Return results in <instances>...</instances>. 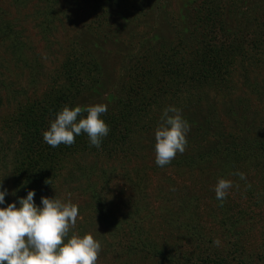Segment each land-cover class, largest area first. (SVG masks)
Segmentation results:
<instances>
[{
	"label": "trees",
	"instance_id": "obj_1",
	"mask_svg": "<svg viewBox=\"0 0 264 264\" xmlns=\"http://www.w3.org/2000/svg\"><path fill=\"white\" fill-rule=\"evenodd\" d=\"M157 1L91 0L102 14L96 15L95 21L88 25L89 35L94 39L88 45L93 48L77 45L58 66L56 78H51L45 92L31 102L16 104L6 125L13 133L5 144L0 141V166L6 168L11 158L12 170L16 173L14 179L16 185H21L23 195L28 190L37 192L52 180L50 173L67 156L72 159L74 154L93 153L96 157L119 158L117 155L124 147L132 145L133 133L145 135L155 131L161 122L162 110L173 105L182 109V115L191 126L186 147L189 157L178 153L173 163L191 169L199 167L203 176L208 172L218 179L240 181L233 186L235 197L236 190L244 185L245 196L238 195V200L233 197L232 204L221 208L224 210L218 222L230 232L228 248H218L212 239L197 233V230L201 233L202 227L198 219L194 225L181 224L191 238L189 243L195 253L177 255L150 245L140 238L144 235L138 218L140 210L129 208L131 203H127L130 211L123 215V220H118L104 200H96L93 212L97 222L115 234L126 226L127 243L123 249L130 255L152 254L168 264H250L241 258L239 242L247 232L240 229L241 225L248 219L261 218V215L250 216L247 209L264 203V127L259 123L264 116L258 121L259 115H252L248 110L254 103V107L264 108V0H179L180 19L191 29H181L175 42L168 44L154 36L156 34L140 36L141 39L132 37L136 44L132 42L129 47L122 43L124 55L118 62L120 69L113 76L114 72L108 69L107 45L120 46L119 33L126 29L134 36L135 26L128 29L130 23L137 22L141 14L155 16ZM141 26L145 23L141 22ZM3 30V35H10L7 28ZM11 48L17 51L14 53L17 60H21L20 43L12 41ZM235 73L240 78L241 89L245 90L244 96L236 98L232 96L239 85L233 81ZM210 94L213 105H209L208 111H202L199 103H208ZM100 95L105 96L102 103L108 105L103 119L110 132L99 150L89 145L84 134L77 136L71 146L61 144L52 148L44 142L43 132L63 106L90 105L87 102L92 105L94 100L87 97ZM216 99L220 105H214ZM152 107L154 116L149 112ZM154 144L148 146L146 154L155 153ZM74 159L77 161L79 157ZM244 166L249 167V175H254L253 181L234 176L237 172L245 173ZM141 178L146 179L143 173ZM203 183L209 184V181ZM197 187L195 184L194 188ZM196 195L189 200L194 206L203 201ZM194 214H198L196 208Z\"/></svg>",
	"mask_w": 264,
	"mask_h": 264
},
{
	"label": "rangeland",
	"instance_id": "obj_2",
	"mask_svg": "<svg viewBox=\"0 0 264 264\" xmlns=\"http://www.w3.org/2000/svg\"><path fill=\"white\" fill-rule=\"evenodd\" d=\"M178 1L158 0L154 5L155 16L141 14L137 22L130 23L128 29L135 26L134 36L126 29L119 33L120 46L107 45L110 51L108 69L110 73L114 72L113 76L120 69L118 62L121 60V55H124L122 43L125 46L128 44L129 47L132 42L136 44L132 37L141 39L156 34L154 36H158L159 40L168 44L175 42L181 29L185 27L191 29L186 21L180 19ZM151 4L153 7L154 2L152 1ZM96 15L102 14L91 0H0V141L2 143L5 144L9 134L13 133L6 125L9 116L15 112L16 104L31 102L45 92L50 87L51 78H56L55 72L58 66L67 54L73 52L72 49H76L77 45L92 47L88 45V42H94L92 35H89L88 25L95 21ZM141 22H144L145 26H141ZM6 28L10 35H3V29ZM197 40L200 41L199 37ZM12 41L20 43L21 60H17V56L14 55L17 51L11 48ZM235 74L233 81L239 82V85L234 89L232 96L236 98L244 96L242 92L245 90L241 89L240 78H237V73ZM87 98L93 99L95 104H98L102 103L105 96ZM216 100L214 105H220L218 99ZM207 101L208 103L205 101L199 103L202 111H208L212 107L210 105L213 101L212 94ZM87 103L91 105L90 102ZM254 106L255 103L248 110L252 115L257 113L259 116L256 118L259 121V118L264 116V108ZM154 110V107L149 110L152 116L155 114ZM263 122L264 117L259 121L262 127H264ZM132 139V145L126 149L124 147L125 151L123 149L116 159L108 158L107 155L96 157L93 153L72 155L74 158L79 157L77 161L71 159V156L63 158L56 165L57 169L50 173L52 180H48L45 186L35 192V203L39 206L42 196L48 198L55 196L78 205L79 217L72 231L81 235L91 233L95 239L101 241L102 251L97 264H168L152 254L126 253L123 249L127 243L126 226L120 227L121 231L118 234L112 233L105 226L100 227L93 212L95 207L93 204L99 199L106 202L108 210H111L118 220H123L125 217L123 215L130 211V206L138 208L140 210L138 218L142 222L141 228L144 234L140 238L161 250L167 249L177 255L192 254L194 246L190 245L191 238L186 235L182 226L183 222L194 225L197 219L202 223V227L200 226L201 233L198 230L196 232L203 234L206 239H212L213 242L219 240L220 245L217 247L226 250L228 248L226 245L230 241V232L219 225L218 221L222 218L221 210H224L221 208L232 204L230 201L233 197L238 200V195L245 196L244 185L236 190V197L232 187L221 203L216 199L214 191L218 181V177L214 174L205 172L203 176V173L198 171L199 167L191 169L183 165H175L173 160L178 155L167 167L159 169L160 167L155 164V153L145 152L149 145L154 144V131L151 130L145 135L141 132L133 133ZM185 152L187 156V149ZM10 161L11 158L6 168L0 166V179H3L4 187L10 193L5 197L6 203L26 196L21 192V185H16L14 179L16 173L12 170L13 165ZM242 169L246 170L245 173L242 172L246 180L253 181L254 175H249V167L244 166ZM207 171L211 172L210 168ZM142 173L146 179L141 178ZM207 181L209 184L205 183V185L203 182ZM238 182L240 181H232L233 186ZM195 184H198L197 189L194 188ZM251 184L252 182L249 183ZM258 190L261 192V187ZM13 192L15 195H11ZM194 194L203 199L195 206L189 201L194 199ZM262 198H264L263 193ZM127 203H131L129 208ZM194 208L198 210V214H194ZM247 210L250 216L261 215V218H247L246 224L241 225L240 229L247 230L239 242L242 245L241 258L250 264H264V257H261L264 256V203ZM260 258H262L261 262Z\"/></svg>",
	"mask_w": 264,
	"mask_h": 264
},
{
	"label": "clouds",
	"instance_id": "obj_3",
	"mask_svg": "<svg viewBox=\"0 0 264 264\" xmlns=\"http://www.w3.org/2000/svg\"><path fill=\"white\" fill-rule=\"evenodd\" d=\"M106 103L63 106L43 132V140L52 148L71 146L76 137H88L89 145L100 149L110 128L103 119ZM190 123L182 109L173 105L162 110L161 122L154 131L155 164L169 165L177 154H183L188 141ZM241 180L245 174L237 172ZM233 187L231 180L218 179L214 191L221 203ZM10 195L0 179V264H97L102 251L101 241L93 234L72 231L79 217V206L70 200L42 196L35 203V190L25 197L6 203ZM15 195V193H11ZM216 246L220 241L214 242Z\"/></svg>",
	"mask_w": 264,
	"mask_h": 264
}]
</instances>
